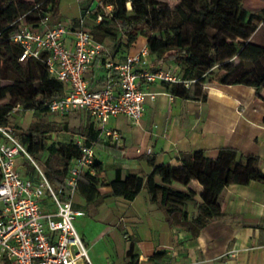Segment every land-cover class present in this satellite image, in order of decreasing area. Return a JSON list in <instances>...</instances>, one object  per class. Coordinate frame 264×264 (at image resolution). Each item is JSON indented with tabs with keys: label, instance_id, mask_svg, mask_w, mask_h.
I'll list each match as a JSON object with an SVG mask.
<instances>
[{
	"label": "trees",
	"instance_id": "16d2710c",
	"mask_svg": "<svg viewBox=\"0 0 264 264\" xmlns=\"http://www.w3.org/2000/svg\"><path fill=\"white\" fill-rule=\"evenodd\" d=\"M13 1L0 0V56L22 72L11 86L0 82V101L7 93H11L15 101L12 106L0 109L2 122L9 121L16 106L38 113L48 112L46 102L65 94L64 84L49 74L42 59H28L22 69L18 64L21 47L10 39L18 28L17 18L22 15L24 22L34 27L46 17L49 24L59 22L58 0H35L37 7L34 10L21 12L11 11ZM128 2L130 8H127ZM107 5H111L110 10L106 9ZM87 11L88 15L85 10L81 11L84 19L91 18L90 24L84 22L85 28L94 39L103 43L105 39L111 41L108 46L111 57L117 55L119 61L125 59L123 53L139 34H144L153 67L172 64L179 69L176 73L181 78L195 80L193 90L180 83L161 81L165 91L173 96L204 98L206 94L201 85L216 81L252 86L256 97L261 98L260 93L264 91V43L250 38L260 26H264V7H249L244 0H177L175 4L162 0H100L95 10ZM147 22L151 28L149 33L143 28ZM227 60L234 61V64L222 70ZM257 63L259 69L254 65ZM62 129L41 121H33L25 129L14 128L54 185L62 181L80 154L75 139L68 143L48 142L51 133ZM97 133L93 123L80 126L73 132L87 144L96 141ZM97 143L101 144L100 141ZM111 148L113 150L108 149V152L114 155L123 151L117 145ZM118 160L123 161V155ZM258 160L257 155L242 154L232 146L219 147L215 157L207 156L205 149H198L186 154L178 167L157 166L155 174L162 181L150 174H130L122 178L121 169L117 168L107 186L111 195L126 199H133L145 187L150 201L159 206L169 227H180L191 237H196L213 218L223 214L220 198L226 186L252 180L264 182V172L256 166ZM148 161L154 163V158L149 157ZM93 166L95 173L86 171L78 183V193L87 203H95L100 197L98 185L102 166L97 159ZM214 172L197 201L190 182L200 173L211 175ZM188 204L195 205L194 216L189 215ZM132 250L133 244H130L127 255L131 258Z\"/></svg>",
	"mask_w": 264,
	"mask_h": 264
},
{
	"label": "crops",
	"instance_id": "0c3cea01",
	"mask_svg": "<svg viewBox=\"0 0 264 264\" xmlns=\"http://www.w3.org/2000/svg\"><path fill=\"white\" fill-rule=\"evenodd\" d=\"M98 1L91 0L87 7H78L77 17L58 7L59 22L69 28L77 27L81 11L85 10L88 15L87 10H95ZM244 1L249 7H264V0ZM130 6L128 2L127 8ZM90 20L86 17L84 22L90 24ZM110 43L105 39L107 50ZM145 44L147 36L139 34L123 54L135 53ZM102 59L96 58L85 74L92 89H99L104 84ZM114 59L119 61L117 55ZM151 59L149 55L153 67ZM165 65L172 64L163 63L158 67ZM142 88L160 93L154 100L145 102L139 123L125 114L112 116L120 120L116 125L111 126L108 121L107 125L118 130L121 138L117 142L100 140L101 144L96 146L103 154L95 146L96 159L102 166L98 185L100 197L95 203H87L77 191L74 206L82 209L84 214L91 208L95 219L109 225L122 224L127 243L125 254L133 264H264V182L252 180L226 186L220 198L223 214L213 218L196 237H191L180 227H169L159 206L150 201L145 187L133 199H126L111 195L107 186L117 168L121 169L122 178L130 174H150L162 181L155 174L157 166L178 167L186 154L198 149H205L207 156L215 157L221 146H232L242 154L257 155L256 166L264 172V91L258 98L252 86L214 81L204 98L174 96L170 100L163 93L167 91L160 82H144ZM92 121L97 130L93 118ZM114 145L123 149L120 153L123 161L118 160L120 155L108 152ZM149 157L154 158V163L148 161ZM212 175L215 172L211 175L200 173L190 182L197 201ZM187 211L194 216L195 205L188 204ZM130 244H133V258L127 255Z\"/></svg>",
	"mask_w": 264,
	"mask_h": 264
},
{
	"label": "built area",
	"instance_id": "2783aa9c",
	"mask_svg": "<svg viewBox=\"0 0 264 264\" xmlns=\"http://www.w3.org/2000/svg\"><path fill=\"white\" fill-rule=\"evenodd\" d=\"M106 8L110 10L111 5ZM16 21L18 28L10 39L21 47L18 61L42 59L49 74L64 84L65 94L46 102L49 112L85 111L94 119L98 133L96 141L89 144L75 138L80 154L62 181L54 185L14 127L0 121V264H92L74 225L76 217L84 215L74 206V199L80 177L86 171L95 173L97 142L121 138L118 130L107 125L109 119L125 114L140 122L145 102L160 93L144 90V82L167 81L189 87L195 80L181 78L172 65L167 69L151 67L147 44L125 59L115 60L105 44L87 31L84 16L75 28L60 22L49 24L47 17L37 27L25 23L24 15ZM99 57L105 68L104 84L92 89L85 74ZM163 93L170 100L174 97ZM23 160L31 169H21Z\"/></svg>",
	"mask_w": 264,
	"mask_h": 264
},
{
	"label": "rangeland",
	"instance_id": "374dc122",
	"mask_svg": "<svg viewBox=\"0 0 264 264\" xmlns=\"http://www.w3.org/2000/svg\"><path fill=\"white\" fill-rule=\"evenodd\" d=\"M162 1L175 4L177 0ZM90 2L91 0H58V7L62 8L64 12L77 17L79 14L78 7H87ZM34 5L35 0H14L11 11L21 12L23 10H32ZM149 24L150 23L147 22L143 25V28L147 33L151 30ZM140 38L143 40L145 39L144 36H140ZM253 39L260 43H264V26H260L258 28L253 36ZM18 64L22 69H24L26 62H18ZM233 64L234 61H225L222 65V70L229 69ZM254 65L256 69H259V63ZM161 68L167 69L168 65L161 66ZM178 70V68L175 69L177 72ZM21 72L22 70L14 68L7 60L0 56V82L2 85L11 86L15 84L16 78L19 77L18 74ZM211 85H213V82L201 85V89L205 92V94L207 93V90H209L208 86ZM189 88L193 90L194 85L191 83ZM14 102V96L11 93H7L0 101V109L6 107L7 105L12 106L15 104ZM238 110L241 111L240 109ZM117 120L118 119L111 117L109 119V125H116V122L118 123L120 121ZM33 121H41L44 123L49 122L54 124V126L62 127V130L51 133V137L48 140V142L53 141L62 143H68L74 140L76 137L73 132L80 126L93 123L92 118L81 111H74L62 115L49 111L38 113L31 109H24L21 106H18L16 111L11 112L8 123L14 128L25 129ZM129 124L133 125L134 123ZM96 150H99L101 154H103V150L98 146H96ZM19 158H21V156H19ZM25 161L26 160H23V163L20 162L22 163L21 169L25 170L26 167L31 169V166ZM92 214L93 211L89 208L86 214L78 217V219L74 221L76 230L86 245L87 254L92 264H133L130 261V258L125 254L127 243L122 229L123 225H109L107 222L95 219Z\"/></svg>",
	"mask_w": 264,
	"mask_h": 264
}]
</instances>
